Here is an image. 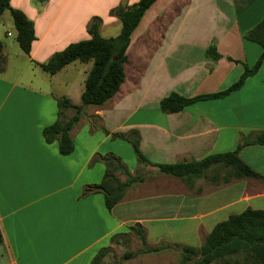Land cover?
Wrapping results in <instances>:
<instances>
[{"label":"crops","instance_id":"crops-1","mask_svg":"<svg viewBox=\"0 0 264 264\" xmlns=\"http://www.w3.org/2000/svg\"><path fill=\"white\" fill-rule=\"evenodd\" d=\"M139 1L11 0L34 23L36 40L30 56L0 40V264H92L102 250L114 247L112 239L119 244L135 235L136 225L148 248L199 249L231 216L264 211L261 180L236 179L221 166L207 171L211 178L207 172L199 178L167 176L140 163L132 145L104 133L138 131L140 150L153 165L199 162L264 133V61L224 98L176 114L159 107L173 92L187 98L224 92L245 67L256 65L263 49L245 36L264 19V0H157L131 38L120 90L103 106L86 107L72 129L74 152L63 156L57 142L45 141L44 129L58 120V100L80 105L92 63L82 70L84 82L69 79L68 96L58 93L64 83L60 76L78 70L80 62L54 76L39 65L90 39L93 17L102 19L104 38L117 37L122 25L110 11ZM212 46L218 60L207 56ZM108 154L119 157L132 176L144 178L112 211L103 194L85 193L106 175V165L94 157ZM239 157L264 177V146H245Z\"/></svg>","mask_w":264,"mask_h":264},{"label":"trees","instance_id":"trees-1","mask_svg":"<svg viewBox=\"0 0 264 264\" xmlns=\"http://www.w3.org/2000/svg\"><path fill=\"white\" fill-rule=\"evenodd\" d=\"M156 1L140 0L132 6L121 4L112 9L110 16L118 18L122 25L120 34L115 38H104L100 33L102 19L93 17L87 27L90 39L70 44L65 50L55 53L49 61L39 65L45 73L54 76L74 62L92 63V69L85 80V90L81 96L80 105H74L67 98L58 100V120L43 131L47 143H58L61 155L68 156L74 152L75 143L71 131L81 120L84 109L88 106H103L118 93L125 82L124 66L128 61L127 50L131 38L146 12ZM6 12H9L13 19L17 32L16 41L20 49L24 54L30 56L32 43L36 40L34 23L24 12L13 8L11 0H0V19ZM245 38L261 46L263 53L254 67L251 69L245 67V72L235 85L221 93L194 98H187L173 92L160 101L161 112L176 114L198 102L221 99L239 90L248 77L258 72L264 61V19ZM207 56L213 60L220 58L213 46L208 49ZM2 63L3 44L0 42V71ZM67 110H72L74 115L68 118L65 113ZM104 133L110 135L112 140H123L130 143L140 163L154 166L159 169L160 173L167 176L182 179L199 178L210 168L221 166L230 168L236 179L250 178L264 182V177L250 169L239 157L240 151L245 146H264V133L240 144L233 152L213 155L199 162L173 165L151 164L140 150L141 138L138 131H131L127 134H110L108 131H104ZM94 162H103L106 165V175L100 185L88 186L85 193L103 194L109 211H112L123 200L130 187L144 180L141 176H132L122 160L113 154L97 155L94 157ZM120 176L126 178L125 182L119 179ZM131 231L139 238L147 252L161 250L160 248H147L145 233L140 225L132 227ZM112 242L116 244L117 240L114 238ZM108 252L109 248L102 250L92 264H100ZM130 257L131 255H128V258ZM183 257L185 262L196 258L195 264H264V211L248 209L242 214L231 216L213 229L201 248L185 247Z\"/></svg>","mask_w":264,"mask_h":264},{"label":"rangeland","instance_id":"rangeland-1","mask_svg":"<svg viewBox=\"0 0 264 264\" xmlns=\"http://www.w3.org/2000/svg\"><path fill=\"white\" fill-rule=\"evenodd\" d=\"M8 32L12 34L11 37L7 36ZM16 35L17 33L15 30L13 19L10 13L6 12L3 18L0 20V40H2L3 42H7L9 45L11 44L12 47H17V49L20 51L19 45L16 41ZM88 66H90V64L87 65L77 63V67H80L78 68V70H70L68 73H65L60 76V82L64 83H62V88L58 93L60 95L64 94L65 96L71 94L73 92L71 86L72 81H70L69 79L78 81L80 80V78H82V81L84 82V79L82 77V70L83 68H89ZM39 73H42V75L49 77L43 71H40ZM128 144L130 145V143ZM223 171L224 169H220L217 173L220 174ZM207 173L205 172V175ZM211 175L212 173H208L206 175V178H211ZM185 240L190 245L195 244L194 241H191V239L189 238H186ZM160 249L161 250L158 252H147L136 235H131V237L125 236L120 239L119 244H115L113 248H109V252L106 254L105 257L102 258L100 264H195L197 261V259L195 258L193 260H190L189 262H185L183 257V249L181 252L180 249L166 247L164 245L160 246ZM128 255H131V257L128 258ZM236 258L240 259L241 257Z\"/></svg>","mask_w":264,"mask_h":264}]
</instances>
